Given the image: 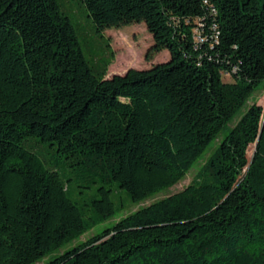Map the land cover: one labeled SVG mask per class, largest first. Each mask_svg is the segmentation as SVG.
I'll use <instances>...</instances> for the list:
<instances>
[{"label": "trees", "instance_id": "trees-1", "mask_svg": "<svg viewBox=\"0 0 264 264\" xmlns=\"http://www.w3.org/2000/svg\"><path fill=\"white\" fill-rule=\"evenodd\" d=\"M81 1L101 37L146 24L169 59L107 78L111 43L88 57L62 0H0V264H264L260 101L220 140L264 93V0ZM218 141L183 191L62 251Z\"/></svg>", "mask_w": 264, "mask_h": 264}, {"label": "rangeland", "instance_id": "rangeland-1", "mask_svg": "<svg viewBox=\"0 0 264 264\" xmlns=\"http://www.w3.org/2000/svg\"><path fill=\"white\" fill-rule=\"evenodd\" d=\"M62 1L65 11H67L72 18L73 24L79 36V40L82 44V48L88 57L90 54L98 53L101 48H107V44L109 42L111 43V48L114 51L115 58L112 65L109 67L107 78H111L114 75H124L131 69H151L154 65H156V63H164L165 60L169 59V51H165L164 53L156 56L154 60L149 59L150 51L154 46V38L149 32L146 24H137L125 26L121 29L107 30L103 34V37H101L96 33L95 23L92 18L88 16V12L81 0ZM256 100H259L260 104L264 107V93H260L259 95L256 94L250 103L236 117L234 122L231 123L229 127L223 132L220 140H223L229 131L235 127V125L242 119L243 115L249 110L251 105ZM219 144L220 141L215 142L211 148V151L209 152V155L203 159L197 168L195 167L196 169L194 168L195 170L191 172L188 178L183 183L172 188L168 192L160 194L156 198L140 205L129 204L127 205L125 211H121L120 205L117 203V200H115L117 203V214L113 218L100 225H97L83 237L64 247L62 251H65L79 243H83L92 236L98 235L106 229L112 228L119 219H122L127 215H131L143 207H147L152 203L161 201L169 196L183 191L192 183L201 167L207 163ZM254 154L255 146H251L249 151L250 161H252ZM58 254V252L53 253L45 258L42 262L45 263Z\"/></svg>", "mask_w": 264, "mask_h": 264}]
</instances>
